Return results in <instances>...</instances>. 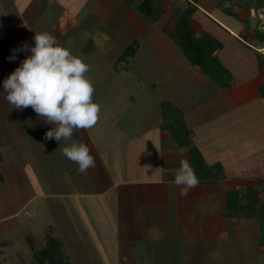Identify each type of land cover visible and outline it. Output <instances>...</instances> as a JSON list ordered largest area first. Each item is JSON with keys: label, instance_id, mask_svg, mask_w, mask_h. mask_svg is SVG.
Here are the masks:
<instances>
[{"label": "crops", "instance_id": "obj_1", "mask_svg": "<svg viewBox=\"0 0 264 264\" xmlns=\"http://www.w3.org/2000/svg\"><path fill=\"white\" fill-rule=\"evenodd\" d=\"M9 1L14 2L15 0ZM91 1L96 4L94 12L90 15L87 13L89 11L86 10V14L83 16L85 18H82V21H85L81 22L73 18L71 23L72 32L76 29L77 33L84 35L81 42L90 43L87 44L86 48L79 47L74 54L92 55L94 53L92 60L96 59L98 62L101 60L99 64H103L102 58L105 57L108 66L122 71L125 70L124 67L133 65V59L138 57L141 44L137 37H128L123 40L118 26L127 22L135 29L138 26L143 30L145 38H149L150 32L152 33L156 28V39L152 42L148 53V64L158 66L163 61H166L167 64L173 61L176 64L178 63L177 69L182 70L178 73L176 71L171 72L172 74L167 76L166 81L162 78L165 81L164 91L162 92H157L155 87L157 82L154 81L153 76L150 79V82L152 81L150 84L152 91L162 98L160 105L163 101H167L171 105L175 114L170 119L173 121V125H170V122H165L166 116L163 114L161 107H159L157 119L142 121L136 118L133 107L126 105L122 111L123 114L115 118L110 117V112L108 114L110 106L105 107L102 99L103 105L100 104V100L96 101L102 107L101 114L104 115H99L101 119L92 128L74 129L72 133L73 140L84 143L90 149V154L95 161L94 166L85 172L78 171V165L62 153V147L67 146L70 141L63 139L57 141L55 139L54 144L50 145L54 148V184L51 182L53 190H50V194H48V190L44 189V186L38 187L37 191H33L26 176L17 172L20 166L18 165L16 169H12L10 167L11 160L7 161L9 152L7 158L4 157L3 152L15 143L46 144L44 134L53 125L45 123L44 119L38 116L31 106L16 109L3 96H0V135L1 131H4L7 135L5 139L4 137L0 139H9L8 134L13 136L14 131L16 134L14 142L6 141L4 146L0 148V169L9 166L8 175L3 176L6 178L3 182L10 183L13 191L20 194L27 193L29 198L26 203H30H27L29 206L34 204L35 201L42 200L41 203H43V198L50 195L61 204H67L68 199H70V210L77 213L76 210L84 206L82 203H85L84 208L87 207L90 198L91 203L96 202L94 205L98 212L96 215L98 216L100 213L101 219L105 218L114 222L121 243V245L119 243L120 246L124 242L128 244L130 242L133 247L134 242L139 241V238H141L140 240L146 242L149 246L148 249H154L153 254L160 250L152 248L155 242L160 241V244H163L168 242L172 236L175 239L183 235L196 238V228L191 224H197L198 227L199 220L190 223L191 226L185 229L180 228V226L187 223L183 216L189 218L191 215L199 214V206L201 205V211L207 209L205 212H208L205 216L206 222L214 226L211 229L210 227L206 228L208 224L203 221L201 224H205V226L199 238L209 242L208 245L211 248L210 246H213L214 241L222 238L226 232L223 228V221L228 222L231 218L236 217L234 213L226 212L228 211L226 206L228 194L236 190L228 186L234 181L246 178L221 177L223 180L217 178L206 180L203 173L201 175L197 174L199 183L190 189L186 195L182 194L183 200L177 198L179 207L174 209V197L181 194L180 188L182 187L174 183L175 170L180 167L181 159H186L191 164V147L196 148L201 153L207 166L219 163L223 168V172L235 167H250L253 164L264 162V63L261 65L264 54L260 55L257 52L259 47L251 40H259L261 46H264V42L260 40L258 35L251 39L243 32L244 30L242 31L241 23L235 22L226 14L225 17L229 21H223L219 15H216L214 12L218 9L219 0H198L197 2L193 0H176V4H173V6L175 5V11L186 8L189 1L195 4L196 9L192 19L197 36L209 32L204 28L201 18L197 16L200 12L228 33V38H223L222 43L219 41L222 45L213 53L228 72L223 74L222 82H219L206 74L200 66L192 64L182 54L181 49L177 48V42L175 40L173 42L169 30L174 27V22L178 18L175 12L168 18L165 16L167 15L166 11L164 16H157L152 19L145 13L138 10H136L137 12L134 11L137 7L134 8L125 0ZM180 1H186L184 8L177 5ZM78 2L85 3L86 0H79ZM33 4L34 2L29 3L28 10H32ZM21 6L23 8V4ZM68 6L64 10L61 7V16L67 13L78 18L76 15L77 5L73 8V3L72 5L68 3ZM58 15L60 13L52 16V23L56 22ZM19 21L21 23L18 25H14L9 21L8 24H5L8 25L7 28H0V31L5 29L3 33L13 32L10 33L11 40L7 42V38L4 40L0 38V50L6 49L9 51L8 47H5L6 44H2L1 41L12 43L13 49H17L23 44L31 45L34 43L32 38L35 31H48L53 35V29H50V25L42 23L40 20L34 21L31 14ZM79 23L82 26H79ZM167 23H170L171 26H168ZM213 32L215 34V31ZM217 34L220 37L219 33ZM215 36L218 38L217 35L212 37L215 39ZM233 41H235L233 48L237 46L238 50L230 47V43ZM114 44L120 47L111 55L106 49L109 48L110 50ZM132 44H135V47L128 52ZM243 47H247V54L244 58L240 52ZM1 55L2 52L0 51L1 65L6 68H8L7 65H11L15 69L27 53L24 51L17 52L15 60H9V55L8 57H2ZM179 55L183 56L179 58ZM231 60L242 61V68L246 73L243 74V71H240L242 76L236 79L231 77L232 75L229 72L235 75V70L233 71L229 66L232 64ZM168 67H171V65H168ZM6 68H4L5 76H0V90H2L3 79L9 74ZM154 70L151 69V72H155ZM113 96L105 94L104 97L111 98ZM135 98L136 96L131 94L127 96L126 100L129 103ZM126 114H128L125 118L127 120L122 122L121 120ZM105 115H109L110 118ZM107 118L109 119L107 120ZM176 119L182 120L183 123L180 125V122H176ZM132 128L137 130L133 132ZM122 132L127 137L120 139ZM181 132H185L182 139L180 137ZM220 141H223L226 145L223 150L216 149V144ZM120 149L123 153H120ZM209 151H214L215 154L210 157ZM115 153L122 155L121 159L126 162L124 170H127L125 173H128L127 175L125 173L118 174V178H115L113 171L108 169L112 166L110 160H113L111 157ZM105 155H108V159L105 158ZM233 158H236V162L232 161L229 164V160ZM115 160H119V158L117 157ZM14 165L12 166L14 167ZM197 165H194V167ZM121 169L123 170L122 166ZM29 173L32 174L30 169ZM65 177L67 180L63 179ZM207 196L210 198L208 201H206ZM45 203L47 202L45 201ZM181 204L183 209H179ZM171 209L174 212L176 211L177 216H175V223L170 226L169 216L171 217V214H173ZM96 237H99V235H95ZM119 245L117 247L120 249ZM211 249H208L209 254L206 251V258L213 255ZM160 253V256H163L165 252ZM185 253V251L178 252L182 261L186 264H196L195 258L198 251L194 252L193 247H189L191 257H188ZM176 254L173 253L174 256ZM192 260H195V262H192ZM203 260L207 262L205 258Z\"/></svg>", "mask_w": 264, "mask_h": 264}, {"label": "rangeland", "instance_id": "obj_2", "mask_svg": "<svg viewBox=\"0 0 264 264\" xmlns=\"http://www.w3.org/2000/svg\"><path fill=\"white\" fill-rule=\"evenodd\" d=\"M19 1L20 0H15L14 2H11L9 0H0V28H7L8 25L5 24L9 21L14 25H18L21 23L19 21L21 18H26L28 14H31L34 21L40 20L42 23L50 25L51 27H49L50 29H53V35L56 37L57 42L70 48L73 54L79 47L86 48V46H88L87 44H90L84 41L81 42L82 38H84L82 33H77L76 29L73 32L71 31V23L73 18L81 22L85 21H82L84 14H86L85 11H89L87 13L90 15L94 12L96 4H94L93 1L86 0L85 3H79V0ZM141 1L142 0H125L129 5H133L134 8L137 7L134 11L138 10V5ZM175 1L176 0H172V2L171 0H152L155 15L149 17L152 19L157 16L162 17L166 11V18L169 16L171 17L174 12L177 14L175 11V5L173 6V4H176ZM31 2H34V4L32 10L29 9V11L27 6ZM68 3L70 5L73 3V8L77 5L76 15L78 18H75L72 15L71 18L67 13L61 16V7L63 10L67 9L69 7ZM185 3L186 1H180L177 5L179 7L181 5L184 8ZM21 4H23V8ZM57 13H60V15L57 16L56 22L52 23V16L54 14L57 15ZM214 13L219 15L223 21H229L227 17H225L226 14L229 18L231 17L234 19L235 22L241 23L242 31L244 30L243 32L251 39L254 36H257V32L264 34V10L257 5L256 0H219L218 9ZM197 16L201 18L204 28L209 31L207 33L208 35L218 36L217 33H219L220 37L218 36L217 38L215 36V39L221 43L223 42V38H228V33L216 25L211 19L209 20L206 15L200 12ZM167 24L168 26H171L170 23ZM78 25L82 26L80 23ZM118 27L120 28L123 40H126L128 37H137L141 44L139 55L136 59H133L132 66L124 67L125 70L123 69L120 71L108 66L105 57L102 58L103 64H99L101 60H99V62L96 59L92 60V58H94V53L92 55L79 54V56L89 65L86 76L91 80L94 86L93 100L95 102L100 100V104L103 105L101 101L102 99L105 107L110 106L108 111V114L110 112V117L115 118L120 114H123L122 111L126 105H128V107H133L136 112V118H139V120L142 121L157 119V115L159 114L158 110L159 107H161L163 109V114L166 116L165 122H170V125H173V121L170 119L175 115L174 111L167 101H163L162 105H160L162 98L159 95H155L152 91V86L150 85L152 81L150 82V79L153 76L154 81L157 82V86H155L157 92L164 91L167 76L172 74L171 72L173 71L178 73L180 69H177L178 63L176 64L171 61L170 64H167L166 61H163L161 64H158V66L151 63L148 64V53L152 46V42L156 39V28L152 33L150 32L149 38H145L143 30L138 26L135 29L127 22ZM4 30L5 29L0 31V38L3 40L7 38V42L11 40L10 33L13 32H5V34L3 33ZM213 31H215V34ZM174 40L175 39H173V42ZM251 41L259 47L257 48V52L260 55L264 54V46H261L259 40L255 39V41ZM6 42L1 41L2 44H6L5 47H8L9 51L6 49L0 50L2 52V57L10 56L13 51L12 43L8 42V44ZM234 43L235 41L231 42L230 47L238 50L237 46L236 48H233ZM176 44L177 48H180L182 54L188 59L179 43L177 42ZM119 47L120 46L114 44L110 50L107 48L106 51H109V53L113 55ZM246 49L247 47L240 49L243 58L247 54ZM162 51L165 53L164 50ZM173 51L175 52V50ZM95 52H97V50H95ZM183 55H179V58ZM230 62L232 64L229 66L233 71L235 70V75L234 73L229 72V74L232 75L231 77L236 79L242 76L240 71H243V74L246 73L242 68V61L231 60ZM168 65H171V67H168ZM7 67L8 68L3 67L0 62V76H5L4 68H6L9 73L14 70V67L11 65H7ZM150 68L153 70L155 69V72H153L154 74L151 72ZM162 78L165 81L162 80ZM105 94L114 96L111 98H105ZM131 94L136 96V98L129 102V104L126 99L127 96ZM100 104L97 122L101 119L100 116L104 115L101 114L102 107ZM127 115L128 114L123 116L121 120L122 122H126L127 119L125 118ZM107 117H109V115ZM109 118H107V120ZM177 121L178 123L180 122V125L183 123L182 120L176 119V122ZM131 130L135 132L137 129L132 128ZM14 132L13 136L8 134L9 139L4 140L7 135L4 131H1L0 138L4 137V139H0V148L4 146L6 141L14 142L16 138ZM184 135L185 132H181V139ZM126 137L127 136L124 132H122L119 138ZM44 140L46 142L44 145L39 143L33 144V142L30 143V145L29 143L27 144L23 142L12 144L3 152V154L4 157L7 158V153L9 152L7 161L11 160L10 167L16 169L18 165L20 166L17 172L20 175L23 174L26 176L33 191H37L38 187L44 186V189L46 188L48 194H50V190H53L51 182L54 184V148L50 145L54 144L55 138L45 139L44 136ZM216 146V149L223 150L226 148L223 141L218 142ZM209 152L210 157L215 154L214 151ZM120 153H123L121 149ZM115 154L111 157L113 160H110L112 161L110 164L114 167L110 166L108 169L109 171H113L115 178H118V174H124L127 170H124L126 162L121 159L122 155H118V153ZM117 157L119 160H115ZM105 158L108 159V155H105ZM203 159V162L206 165L205 158ZM235 159L236 158L229 160L228 163L230 164L232 161L235 163ZM260 163L264 165V162ZM196 164H198V166H195L196 169L194 167L195 164H193L192 167L194 170H197L195 172L196 175H201L202 173L200 172L204 169L202 168L201 163ZM218 164H214V166ZM12 165H14V167ZM121 166L123 167V170L121 169ZM219 166H221V164H219ZM8 167L0 169L1 175L3 174L5 177L8 175ZM29 169L32 174L29 173ZM222 173V170L218 171L219 176ZM127 174L128 173H125V175ZM262 175L263 173L261 176ZM5 177L4 180L6 179ZM257 178V174H255L253 178H246L236 182L234 181L228 186L233 187L232 189H236L233 191L235 192L234 199L230 200L233 203H237L240 209H237V211L235 209H233L234 211H226L228 213H234L236 217L231 218L228 222L223 221V228L226 231L222 237L224 239H216L213 246H210L213 249L209 248V242L199 238L205 224H208L206 225V228L210 227V229L214 226L213 224L210 225L209 222H206L207 219L205 216L208 212L205 211L207 209L201 211L200 205L199 214L191 215L189 218L183 216V219L187 221V223H183V225L180 226V228L185 229L194 225L196 228V238L186 235V233V236L183 235L180 238H177L179 241L172 236L168 242H164L163 244H160V241L155 242L154 246L152 245V248L160 249L159 252H156L155 254H153L154 249H148L149 246H147L146 242H142V240H140L141 238H139V241L134 242L133 247L130 242L129 244L124 242L122 246H120L121 243L119 242L114 222L105 218L101 219L100 213L97 216L96 214L98 212L94 208L96 202L91 203L92 200H90V198L88 199V208H84L85 203H82L84 206L79 207L76 210L77 213L70 210V199H68L67 204H61L50 195V197L47 196L46 198H43V203H41L42 200L38 202L35 201L34 204L29 206L28 204L30 203H26L29 198L27 193L20 194L17 191H13L10 187L11 184L7 181L3 182V180L0 183V264H55L54 260H59L60 258H62L61 261L66 262L67 264H186L182 261L178 252L185 251V255L191 257L189 247H193L194 252L198 251V253H196L197 257L195 258L197 262L192 260V262H195L196 264L198 262V264H264V213H262L263 211L261 209L264 202V188L256 183ZM63 179L67 180L66 177ZM217 179L223 180L221 177H218ZM225 186L227 187L226 184ZM35 196H37V194H35ZM177 198H180L181 200L184 199L182 194H178L174 197V209L179 207V201ZM208 199L210 198L207 196L206 201H208ZM45 201L47 203H45ZM73 202H75V200H73ZM41 204H44V207ZM180 206L179 209H183L182 204ZM172 209L171 212L174 215L171 214V217L169 216L171 221L170 226L172 223H175V216H177L176 211L174 212ZM198 220L200 221L198 227L197 224L190 225V223H195ZM203 221L205 224H201ZM95 235H99V237L95 238ZM157 243L159 244L158 247ZM118 245L120 246V249L117 247ZM208 249L213 251V255L207 256L206 258V251L207 254H209ZM160 252L165 253L163 256H160ZM173 253L177 254L174 256ZM203 258H205L207 262H204Z\"/></svg>", "mask_w": 264, "mask_h": 264}, {"label": "clouds", "instance_id": "obj_3", "mask_svg": "<svg viewBox=\"0 0 264 264\" xmlns=\"http://www.w3.org/2000/svg\"><path fill=\"white\" fill-rule=\"evenodd\" d=\"M32 39L34 43L13 49L8 57L15 60L17 52L27 53L3 79L0 96L16 109L31 106L45 123H51L53 127L44 134L45 139L70 141L62 147V153L78 165V171L85 172L95 161L84 143L72 139V133L74 129L92 128L98 119L94 86L86 76L89 65L48 31H35ZM174 183L182 186L183 195L199 183L188 160L181 159Z\"/></svg>", "mask_w": 264, "mask_h": 264}, {"label": "trees", "instance_id": "obj_4", "mask_svg": "<svg viewBox=\"0 0 264 264\" xmlns=\"http://www.w3.org/2000/svg\"><path fill=\"white\" fill-rule=\"evenodd\" d=\"M197 2L198 0H193ZM257 5L262 7L264 10V0H256ZM188 6L182 10L177 9L178 18L174 22V27L169 30V35L175 39L184 50L186 56L190 60V62L194 65H198L202 68V70L214 78L216 81L222 82L223 74L227 72V70L221 65L219 60L213 55L214 51L221 47V43L214 39L211 35L203 34L200 36L196 35V29L193 25L192 15L196 9L195 4L192 1L188 2ZM138 10L147 15H153L154 13V5L152 0H143L138 5ZM155 15V13H154ZM156 18V17H155ZM154 18V19H155ZM258 37L261 41L264 42V34L257 32ZM245 37V36H244ZM135 47V44H132L128 50V52L132 51ZM264 63V56L261 59V65ZM191 165L196 163H201L202 172L204 174V179L206 180H214L218 177H227L231 179H241V178H253L255 174H257V181L259 185L264 188V165L262 164H253L250 167L243 166L235 167L226 172H223L221 176H219L218 171L223 170V168L219 165L206 166L203 162V156L196 149L191 147ZM198 166V165H197ZM246 167V168H245ZM196 171V170H195ZM263 175L261 176V174ZM4 180L3 175L0 173V182ZM235 192H229L227 199V210L232 211L235 209H240L237 203H233L230 199H234ZM262 213H264V202L261 206ZM234 211V210H233ZM264 216V214H263ZM59 260H54L55 264H67L66 262Z\"/></svg>", "mask_w": 264, "mask_h": 264}]
</instances>
